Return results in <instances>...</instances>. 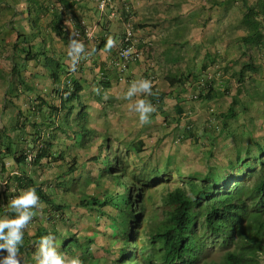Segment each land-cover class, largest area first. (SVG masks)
I'll list each match as a JSON object with an SVG mask.
<instances>
[{
	"label": "trees",
	"instance_id": "16d2710c",
	"mask_svg": "<svg viewBox=\"0 0 264 264\" xmlns=\"http://www.w3.org/2000/svg\"><path fill=\"white\" fill-rule=\"evenodd\" d=\"M66 7H69L67 0H0V16L9 15L7 20L0 19V57L12 65L9 73L12 87L8 93L15 96L17 86H28L21 70L32 62L43 66L55 85L52 94L58 97L57 103L48 104L44 96L37 95L28 105L27 112L32 113L29 120L25 110H18L11 129L16 130V136L26 133L28 145L17 150L16 139L8 138L0 150L2 168V158L6 156L20 167L30 169L11 176L10 184L15 185L12 195H18L17 190L35 188L42 207L50 213L47 226L40 223L34 233L24 229V236L29 237L19 246L21 258L36 264L34 255L38 242L42 236L51 234L60 253L79 257L83 264H210L203 261V254L209 245L215 244L232 248L224 253L221 264H256L257 257L264 254V145L257 142L253 156L249 155L251 146L244 152L236 149L233 160L222 165L210 164L204 173H193L185 185L165 186L161 217L154 219L146 216L151 202L146 188L149 180L167 178V164L160 168L147 165L146 174L128 178L118 155L113 156L107 139H103L99 152L104 150L105 167L98 176H106L108 185L99 197H79L74 207L66 201L67 195L76 198L72 183L74 173L79 170L75 157L66 160L72 142L84 147L96 134L87 123V106L80 97L82 87L66 77L65 58L53 47L55 38L66 42ZM240 22L246 28L241 44L247 52L243 53L245 61L234 73L240 87L227 109L220 113L222 127H227L228 120L237 117L235 106L239 104L245 110L249 99L262 98L255 93L249 95L248 90L245 100L240 96L242 84L256 72L254 56L248 51L264 47V0L245 7ZM180 79H169L168 83H180ZM212 91L211 85H207L196 97L211 99ZM149 97L160 100V96L154 94ZM42 107L49 114L35 119L36 114L44 112ZM212 143L208 148L210 153H213ZM142 145L141 139L135 141L133 150L140 152ZM242 153L246 159L241 158ZM59 162L65 166H60L62 170L53 177L54 181L57 179L55 188L49 187L47 191L42 187L43 182L37 181V169ZM79 208L93 219L92 234L81 235L69 229L62 236L57 224L66 223L67 209L72 214ZM15 215L8 211L9 218ZM99 252L101 255L93 257Z\"/></svg>",
	"mask_w": 264,
	"mask_h": 264
},
{
	"label": "crops",
	"instance_id": "0c3cea01",
	"mask_svg": "<svg viewBox=\"0 0 264 264\" xmlns=\"http://www.w3.org/2000/svg\"><path fill=\"white\" fill-rule=\"evenodd\" d=\"M67 1L69 7H66L64 14L66 42L55 38L53 47L58 55L65 58L68 68L66 77L81 85L80 97L87 106L88 126L98 135L108 136L116 129L125 130L127 133L126 130H135L140 126L142 129L137 133L153 136L159 127L162 128L159 125L162 118L171 116L177 121L186 114L185 110L189 113L187 118L193 115L209 118L204 113L206 111L198 109L197 105L206 107L215 104L217 111L211 117H216V114L220 115L227 109L228 102L225 109L219 107L218 102H214L220 99V96L228 98V85L233 88L240 85L234 81V73L245 61L243 53L247 50L241 44V38L246 35V28L240 21L245 7L253 5L257 0H114L113 10L104 12L97 9L93 0ZM129 18L141 56L137 61L127 63L120 74L114 54L121 43L124 23ZM77 29L81 30L78 37L75 35ZM70 36L82 41L86 51L92 52V55L81 59L75 71L69 69L67 48ZM109 36L116 41V46L106 51L105 44ZM248 52L254 56L253 64L256 69L250 79L245 81L249 83L248 93H255L262 98H256L255 101L249 99L245 110H242V106L234 108L238 112L237 117L244 115L243 117L247 118L248 115L245 114L255 111L257 117L254 119L259 121L264 120V47ZM11 67L8 60L0 57V150L8 138L16 139L14 147L17 150L28 145L29 136L26 133L16 136V130L11 129L18 118V110H25L29 120L32 113L27 112L28 105L35 101L37 95L44 96L48 104L58 101V97L52 94L55 85L50 81L45 69L41 64L32 62L24 65L21 70L28 86H17V94L11 96L8 93L12 87L9 81ZM120 76L123 78L120 79ZM139 79L151 80L152 92L155 96H160V100L156 101L154 97L155 101L151 100L149 96L135 97L133 101L122 99L131 83ZM169 79H180L181 82L169 84ZM207 85H211L213 97L198 99L195 95ZM95 89H99V92ZM191 96H195V99ZM137 98L148 99L157 109L151 114L150 123L143 126L140 125L138 114L129 108ZM189 104L193 108L190 109ZM42 110L44 112L36 114L35 119L49 114L46 113L45 107H42ZM162 129L164 132H171L170 126ZM185 130L191 133L194 128L186 126ZM21 139L26 140L21 142ZM2 160L4 165L2 168L0 162V218H5L8 217L11 200L23 192L17 190L18 195H12L15 185L10 184L11 176L20 173L22 169L27 172L30 169L20 167L21 165L13 162L11 157L4 156ZM37 171V181L43 182L42 187H46L45 190L48 191L50 186L46 182L51 180ZM7 183L9 187H6ZM34 211L37 214L26 227L28 233H34L40 223L47 226L49 222V209L41 207ZM65 232L66 230L61 231L62 236ZM27 237L29 236L25 235L23 240ZM55 238L57 239V236ZM37 252L38 246L34 258ZM4 255L6 252L0 251V257ZM21 260L24 264V259ZM25 264L32 262L28 259Z\"/></svg>",
	"mask_w": 264,
	"mask_h": 264
},
{
	"label": "rangeland",
	"instance_id": "374dc122",
	"mask_svg": "<svg viewBox=\"0 0 264 264\" xmlns=\"http://www.w3.org/2000/svg\"><path fill=\"white\" fill-rule=\"evenodd\" d=\"M8 18L9 15L6 17L0 16L2 20H7ZM9 40L8 38L7 41ZM234 81L237 82L235 77ZM238 87L233 88L232 85H228V98L226 99L220 96V99L214 103L218 102L219 107L225 109L227 102L228 106L230 105L232 96L236 93ZM241 87H243V92L240 97L245 100V91L249 89V83H244ZM195 96H191L192 99H195ZM214 106L216 105L214 104L212 106L211 104L206 107L197 105L198 109L202 108V111H206L204 113L209 118L194 115L187 118L186 116L189 115L187 110H185L186 114L178 118L177 121L171 116L162 118L159 125L162 128L170 126L172 134L171 132H164L159 127L153 136L151 134L140 135L137 132L142 127L137 126L139 130L138 128L130 131L126 130L127 133L122 129L113 130L111 135L108 136L98 135L96 133L84 147L74 145L72 142L73 146L70 147L72 149L69 150L66 160H71L72 157H75V163L77 162L79 170L74 173L75 180L72 183V185H75L73 189H75L76 198L67 195L65 198L66 201L71 207H74L79 197L80 199L89 196L99 197L101 191L108 185L106 176H98L105 167L102 158L104 150L101 149L99 152V147L101 148L102 146V140L107 139L113 156L118 155L120 162L125 167V174L128 178L135 179L140 173L146 174L147 171L145 169L148 168L147 165L160 168L164 164H167L169 169L167 178H162V180H159V178L149 180L150 182L146 188V192H149L151 195V202L147 206L146 216L153 217L154 219L156 217L160 218L162 207L161 198L165 186L171 187L175 184L185 185L193 173H204L210 164L218 163L222 165L227 160H233L236 155V149H242L244 152L246 147L251 146L249 155L253 156L256 154L255 142L264 145V120L256 121L254 119L257 117L255 111L245 114L249 116L247 118L243 117L244 115H239L235 119H230L228 120L227 127H222L220 115L216 114V117H211L217 111ZM188 107L190 109L193 108L190 104ZM236 107H240V105L238 104ZM186 126L194 128V130L188 133L185 130ZM142 133H145V131H142ZM137 138H140L143 142L140 152H135L131 145ZM69 142L67 143L69 144ZM210 143L213 146L211 148L213 153H210L208 150ZM241 158L246 159L244 153H242ZM62 165L65 166V163H55L54 166L49 168L45 165L43 169L37 170L40 171V175H43V177H49L51 181L49 183L46 182V184L51 185V188H55L57 179H55L54 183H52V180L62 170V168L60 169ZM79 209L77 213L72 214L67 209L68 211L65 212L67 214L66 223L59 222L57 224L60 232L62 230L69 231L70 229L81 235L84 233L92 234L93 219L89 218L86 213L84 214V209ZM228 249L232 248L226 249V247L219 246L218 244L209 245L207 251L203 254V261L209 262L210 264H221L223 262V255ZM94 255L93 257H97L101 253H94ZM26 260L24 259V264ZM256 264H264V254L257 257Z\"/></svg>",
	"mask_w": 264,
	"mask_h": 264
},
{
	"label": "clouds",
	"instance_id": "9594fccd",
	"mask_svg": "<svg viewBox=\"0 0 264 264\" xmlns=\"http://www.w3.org/2000/svg\"><path fill=\"white\" fill-rule=\"evenodd\" d=\"M103 8V5H101ZM116 46V41L109 36L105 44V50L110 51ZM93 52L95 49L92 50ZM70 58V71H75L81 59L92 55L87 52L85 44L70 36L67 48ZM153 83L149 79L133 81L127 91L121 97L127 101H133L135 97L152 96ZM98 93L99 89H95ZM130 111L138 114L140 125L150 123V116L157 111L156 107L145 98H137L129 105ZM18 174V173H14ZM40 197L35 188L23 190L22 194L11 200L9 211L15 213L14 217L0 218V251L6 255L0 257V264H22L19 255V246L23 243L24 229L37 214L35 210L41 209ZM36 264H83L79 257H67L57 250L54 237L51 234L42 236L38 242Z\"/></svg>",
	"mask_w": 264,
	"mask_h": 264
},
{
	"label": "built area",
	"instance_id": "2783aa9c",
	"mask_svg": "<svg viewBox=\"0 0 264 264\" xmlns=\"http://www.w3.org/2000/svg\"><path fill=\"white\" fill-rule=\"evenodd\" d=\"M96 4L97 9L100 12H104L106 10H113L114 7V0H93ZM103 5V8H101ZM81 34V30L77 29L75 31V35L78 37ZM141 56V51L136 47V39L135 33L133 29V24L131 19H127L124 23V31L121 39V43L118 46L117 50L115 51L113 61L115 64L119 66L120 74L123 73L125 66L129 62L137 61ZM264 58V53H263ZM120 79L123 78L122 76L119 77Z\"/></svg>",
	"mask_w": 264,
	"mask_h": 264
}]
</instances>
